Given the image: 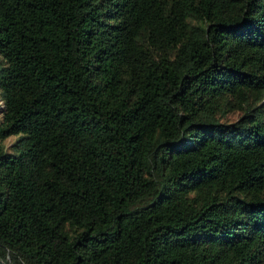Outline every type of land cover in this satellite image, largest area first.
<instances>
[{
    "label": "trees",
    "instance_id": "trees-1",
    "mask_svg": "<svg viewBox=\"0 0 264 264\" xmlns=\"http://www.w3.org/2000/svg\"><path fill=\"white\" fill-rule=\"evenodd\" d=\"M0 264H264V0H0Z\"/></svg>",
    "mask_w": 264,
    "mask_h": 264
},
{
    "label": "rangeland",
    "instance_id": "rangeland-1",
    "mask_svg": "<svg viewBox=\"0 0 264 264\" xmlns=\"http://www.w3.org/2000/svg\"><path fill=\"white\" fill-rule=\"evenodd\" d=\"M2 106L1 102H0V107Z\"/></svg>",
    "mask_w": 264,
    "mask_h": 264
}]
</instances>
